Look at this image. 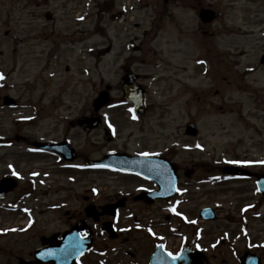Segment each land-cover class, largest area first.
I'll use <instances>...</instances> for the list:
<instances>
[{
  "label": "rangeland",
  "instance_id": "374dc122",
  "mask_svg": "<svg viewBox=\"0 0 264 264\" xmlns=\"http://www.w3.org/2000/svg\"><path fill=\"white\" fill-rule=\"evenodd\" d=\"M64 1H51L50 9L60 14L57 9L59 5H65ZM86 1L91 0L68 2L69 7L80 4L82 11H87V16H90L78 30L72 18L68 22L61 19L58 25H54L47 16H40L38 11L49 8L37 6V0H0V49L3 50L0 54V74L3 70L6 72L5 88L0 90V137L4 143H12L6 144L11 147L0 150L4 160L0 166V177L11 174L9 161L17 162L27 178L35 169L42 171L41 175L49 174L37 190L38 198L42 199L45 194L49 202L69 199L67 206L70 205L73 216H78L85 196L99 200L102 194L103 202L112 192H119L122 183L132 184L130 189L135 184L145 183L111 170L93 167L85 170L86 161L102 158L115 149L129 152L168 151L180 163L181 183H193L191 189L196 201L193 205L187 204L184 210L190 213L189 210H193L196 204L199 209L210 205L221 210L217 221L204 223L207 229L204 233L209 235L206 239L216 246L211 250L215 253L214 262L221 264V259H225L224 264H240L238 255L248 246L258 247L264 259V197L258 195L252 178L228 180L222 174L223 168L233 159L252 164L259 162L251 169L253 172H264V163H261L264 161V66L260 64L264 35L257 25L264 21V14L260 13L258 18L253 15L255 10L264 12V0H211L222 14L215 22L214 39L220 38L221 43V38L227 39V31L219 27L221 23L224 26L228 24L231 32L228 45L220 44L224 47L221 61L227 72L215 69L214 77L197 74L193 62L196 56L189 53L187 58L182 57L181 45L165 43L166 39L177 37V25L172 22L173 18L162 24L170 31H164L158 42L151 43L149 35L146 38L143 35V29L148 28L149 14L154 15L160 9L172 11L188 0H172L169 6H163L158 0H97L90 6L85 4ZM114 8L118 12H126V18L113 19ZM175 12L186 15L178 8ZM261 26L264 27V23ZM57 33L64 35L65 42L61 43L58 55L53 59V73L47 69L50 60L47 44L51 41L44 37L51 34L57 40ZM234 33L255 35L245 37ZM136 37L145 48L152 46L157 55L131 50L129 42ZM76 45L78 50L84 48L83 53L78 50L74 53ZM110 46L109 53L103 52ZM226 47H230V55L226 53ZM131 55L136 60L156 61L158 57L162 62H159L161 65L158 68L154 61L133 63V58H126ZM98 59L101 61L98 62ZM122 66L138 68L137 72L141 74L155 75L157 82L152 77L143 79L150 88L152 86L151 108L145 116L129 122L126 110L116 111L117 133L111 139L102 129L90 133L78 126L70 128L66 120L68 116L73 118L93 111L91 102L100 90V81L111 83L115 87L114 93L121 95ZM249 67L256 69L248 74L246 69ZM9 93L19 97L18 107L3 105L2 97ZM73 103L84 104L85 110L69 108L71 104L74 106ZM221 106L223 109H220ZM88 108L91 110H86ZM33 115L37 116L33 124L25 121ZM190 121L198 124L199 135L196 137L185 133L186 124ZM65 128L70 130L69 136L74 139V146L81 154L72 168L52 154L29 152L32 136L62 138ZM24 184L20 190L15 189L6 202L16 200ZM95 189L100 191L97 196L93 191ZM247 204H253L254 209L241 214V207ZM259 212H263L261 218L257 216ZM156 222L153 227L157 234L164 232L165 228L173 232L181 226L177 221L168 222L167 226L172 228L169 230L161 224L163 218ZM11 223L15 222L6 224ZM123 224L135 226L133 221L127 220ZM193 229L186 223L182 225L183 232L192 233ZM146 235L145 231L133 229L126 234L130 237L127 241L132 238L133 242L121 244V241L110 240L108 255L113 261L117 254L131 250L138 252L137 261L141 260L150 249ZM16 237L0 238V264H19L17 256L29 254L31 249L27 242L21 238L16 241ZM177 241L176 237L170 238L173 246ZM9 247L13 248L11 253ZM128 257L126 254L121 262L114 264L137 262Z\"/></svg>",
  "mask_w": 264,
  "mask_h": 264
},
{
  "label": "flooded vegetation",
  "instance_id": "af4514ba",
  "mask_svg": "<svg viewBox=\"0 0 264 264\" xmlns=\"http://www.w3.org/2000/svg\"><path fill=\"white\" fill-rule=\"evenodd\" d=\"M49 1L51 0H37V6H48ZM165 6H169L171 4L172 0H158ZM176 1V0H175ZM213 5L212 3H209L208 0H188L187 3V10H189V13H187L186 17L184 15H176V32H177V38H176V44L181 45L180 53L182 54V57L187 58L188 54L195 55L196 59L201 58L205 59L206 65H202L198 68H196V72L200 71V68L208 69V65L210 66V73L213 74L215 69L217 70H223L227 71V68L223 66L221 61V56L224 54V52H219L218 50V44H227L228 40L221 38L222 43L220 42V38L214 39L215 30H214V23H206L201 20V11L204 10V8H211ZM80 5H78L76 8H74V11L79 10ZM64 9H67V6H64ZM115 9V8H114ZM73 12L71 14H73ZM172 12V11H171ZM169 10H158L154 15H152L151 18V25L148 27L147 30H145V35L151 34L154 30L161 31L162 28V22L164 19L171 20V18L174 17V13L172 14ZM40 16L46 15L49 19H53L54 15L50 13V9L41 10L37 12ZM114 18H118L119 16L126 18V13H119L116 9L115 11H112ZM70 14V15H71ZM69 15V16H70ZM220 15H218L219 17ZM219 27H224L227 31L224 24H221ZM218 28V27H217ZM167 28H164L166 30ZM228 33L226 36L228 37ZM157 36L154 37L150 42L153 43L156 41ZM217 41V42H216ZM111 46L106 49L105 52H110ZM140 50H143L147 53H150L153 51V49L150 48H144L143 46L140 47ZM128 58L134 57L130 56ZM217 58V59H216ZM101 60L99 59L98 62ZM208 62V65H207ZM199 69V71H198ZM122 70L124 74L132 73V70L130 66H122ZM138 78L137 80H140V74L137 73ZM148 89L146 88V95L148 99ZM149 105V104H148ZM85 106V105H84ZM129 107H131L134 110L133 104H128ZM85 110V107L83 108ZM82 109V110H83ZM118 110H124L125 107L118 105ZM148 109V107H147ZM86 110H91V108H88ZM104 110V109H103ZM102 110V111H103ZM95 112L90 111L88 114H80V118L75 120L74 122H71L72 126L78 125L81 118L86 116H91ZM113 116L115 113L112 114ZM103 117V116H102ZM107 118V116H105ZM104 119V118H103ZM85 130H92L89 129L87 125L80 126ZM104 129V127H102ZM101 129V128H99ZM106 129V128H105ZM157 155V154H154ZM165 157L170 158L171 156L163 155ZM172 160H175L174 158ZM176 167L178 169L179 176L181 178V168L180 163L177 161ZM121 167V166H119ZM123 168V167H121ZM130 174H135L137 176V180H145V177L129 172ZM262 173L264 172H250V177L258 178ZM148 183L144 184H135L130 189L132 184H120V191L112 192L107 196V201L101 202L103 199L101 197L99 200L97 199H89L87 203H85L81 209L78 211V216H75L71 219L69 217L68 220H65L66 227L64 229H58L56 231H47L46 233L40 232L36 233L35 230L32 231H25L22 233H19V237L23 239L24 241H30L28 244L29 248L31 249L29 251V255L34 260V255L37 250L48 247V246H57L60 245V241L62 239L63 233L66 231H69L72 228L81 229V227H86V230H80L81 237H86L90 233L94 236V245L95 248L87 254L83 256L86 259H89L88 264H113L115 262H121V258L124 259V256L126 254L129 256L131 260H134V263L137 261V256H139L138 252H133L131 250H127L126 253H119L117 254L112 261V258L108 255V245L110 240H117L121 241V244L128 243L130 241L133 242V239L131 238L129 241H127L130 237L126 236L125 231H118L119 235L116 238H110L109 234L105 231H102V225L104 222L112 221L114 222V225L120 229L121 223L125 220L127 221H157L162 220L167 224L168 222H180L181 226L177 227V230L174 232L168 231V229L165 228L164 233H166V238L164 240L161 239H153L149 236L146 238L149 240L147 245L150 246V249L147 250V253L144 257V264H150V260L152 257V254L154 253L156 247L158 245H164L166 249L170 250L174 255H178L182 253L183 249H188L192 252L196 251L197 249L201 248L203 251H205L207 257L203 262H199L197 260L196 264H216L213 260L215 253H212L211 250H214L216 247L213 243H210L211 241H208V236L204 233L207 231L205 224H199L207 222L208 220H204L200 217V214L202 210L205 208H211L210 205H204L199 209L198 205H195V208L193 210H189L190 213H187L184 210V207H186L187 204L193 205V203L196 201V198L194 197V194L191 189V184L193 183H184L180 184L178 183V186L176 187V190L174 191V195L172 197L168 198H157L154 199L153 195H146L145 192H155L160 189L157 182L146 179ZM204 184V183H201ZM144 194L145 199L142 201H137L136 197H138L141 194ZM260 197H264L263 194H260ZM109 199V200H108ZM154 200V201H152ZM113 205V206H109ZM93 207V211L92 208ZM107 207L109 213H106L104 215H100L99 213L102 212L103 208ZM220 210V209H219ZM216 210L217 212L219 211ZM93 212L95 216H99L97 219L94 217H90L88 214ZM163 212L164 214H162ZM180 213H183L187 216V220H183L180 216ZM116 214V215H115ZM72 222V223H71ZM213 222V220L211 221ZM187 224L189 227H194L192 233L189 232H183L182 225ZM164 227L169 228L168 226L164 225ZM67 229V230H66ZM91 229V231H90ZM169 230H172L169 228ZM33 232V236H30ZM132 232V231H131ZM129 232V233H131ZM171 237H176L178 239L175 246L172 245L170 242ZM207 238V239H206ZM102 240V243H100V240ZM168 240V242H166ZM225 241V240H223ZM210 243V244H209ZM101 244V245H100ZM208 244V245H206ZM100 245V246H99ZM259 249H245L242 253H245L247 251L252 252H258ZM212 254V255H211ZM225 259H221V264H224Z\"/></svg>",
  "mask_w": 264,
  "mask_h": 264
},
{
  "label": "water",
  "instance_id": "95a60500",
  "mask_svg": "<svg viewBox=\"0 0 264 264\" xmlns=\"http://www.w3.org/2000/svg\"><path fill=\"white\" fill-rule=\"evenodd\" d=\"M195 129H196L195 125H193V124L189 126V132L194 133ZM262 187L264 188V180L262 181ZM258 260H260V259H258ZM244 262L247 263V264H257L258 261L255 260V259H249L248 261L244 260Z\"/></svg>",
  "mask_w": 264,
  "mask_h": 264
},
{
  "label": "snow or ice",
  "instance_id": "6c2138e0",
  "mask_svg": "<svg viewBox=\"0 0 264 264\" xmlns=\"http://www.w3.org/2000/svg\"><path fill=\"white\" fill-rule=\"evenodd\" d=\"M3 77H2V75H0V79H2ZM261 163H264V161H262Z\"/></svg>",
  "mask_w": 264,
  "mask_h": 264
}]
</instances>
